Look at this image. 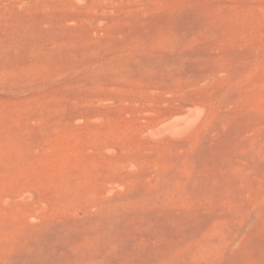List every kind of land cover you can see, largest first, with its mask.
Segmentation results:
<instances>
[{"label": "rangeland", "instance_id": "1", "mask_svg": "<svg viewBox=\"0 0 264 264\" xmlns=\"http://www.w3.org/2000/svg\"><path fill=\"white\" fill-rule=\"evenodd\" d=\"M0 264H264V0H0Z\"/></svg>", "mask_w": 264, "mask_h": 264}, {"label": "bare ground", "instance_id": "2", "mask_svg": "<svg viewBox=\"0 0 264 264\" xmlns=\"http://www.w3.org/2000/svg\"><path fill=\"white\" fill-rule=\"evenodd\" d=\"M94 1V0H93ZM108 1V0H107ZM110 1V0H109ZM78 4V3H77ZM88 4H91V3H88ZM92 4H94V3H92ZM123 5V4H122ZM104 9H105V7H104ZM96 10V9H95ZM107 10V9H106ZM109 10V9H108ZM104 11V10H103ZM104 13V12H103ZM106 19V18H105ZM90 20V19H89ZM99 20H101V19H99ZM98 20V21H99ZM103 21V19L101 20V22ZM69 22H71V21H68V23ZM67 23V24H68ZM74 23V22H73ZM103 23V22H102ZM99 24V23H98ZM101 25V24H100ZM111 71V70H110ZM121 77V76H120ZM202 84V83H201ZM96 97V96H95ZM108 100V99H107ZM144 101V100H143ZM110 103H112V102H110ZM125 103H127V101L125 102ZM129 103V102H128ZM138 103V102H137ZM148 103V102H147ZM158 103V102H157ZM164 103V102H163ZM166 103V102H165ZM174 103H176V102H174ZM181 103V102H180ZM107 104V103H106ZM140 104V103H139ZM176 104H178V102L176 103ZM183 104V103H182ZM164 105V104H163ZM171 105V104H170ZM186 105V104H185ZM143 106V105H142ZM180 106V105H179ZM192 106V105H191ZM193 107V106H192ZM197 107H198V105H197ZM197 107H194L193 109L191 108V109H188L189 108V106H188V108L187 109H178V110H174V111H169V112H167V113H165V114H163L161 117H160V119L156 122V123H154L153 125H152V128L153 127H157L158 129H162V130H168L169 132L171 131V133H177V132H180V133H182V131H184V130H188V129H190L191 127L190 126H192L193 124H197L198 122H197V119H198V116H202L203 114H202V112L204 111V107H202V109L203 110H201V107H200V105H199V110L200 111H202L201 112V114H198V110H197ZM220 107V106H219ZM207 108V107H206ZM225 110V109H224ZM133 111V110H132ZM152 112V111H151ZM150 112V113H151ZM144 113V112H143ZM159 113V112H158ZM200 113V112H199ZM203 113H205V112H203ZM146 114H147V112H146ZM149 114V113H148ZM125 115V114H124ZM128 116V115H127ZM177 116H180L181 118H178ZM99 118V117H98ZM97 118V119H98ZM82 119V118H81ZM91 119V118H90ZM101 119V118H100ZM103 119V118H102ZM201 119V118H200ZM156 121V120H155ZM195 122H197V123H195ZM98 123V122H97ZM33 125V124H32ZM147 125V124H146ZM142 126V125H141ZM196 125H194V126H192V127H195ZM43 127V126H42ZM190 127V128H189ZM142 128H143V126H142ZM141 128V129H142ZM139 130V129H138ZM142 131H144L143 129H142ZM190 131V130H189ZM140 132V131H139ZM185 132V131H184ZM157 133V132H156ZM171 133H167V134H171ZM186 134H187V132H185ZM142 134V133H141ZM147 134V133H146ZM155 134V133H154ZM161 134V133H160ZM166 135V133L164 134V136ZM174 135H176V134H174ZM162 136V135H161ZM163 136V137H164ZM176 136H178L179 138L181 137V136H179L178 134L176 135ZM168 137V136H167ZM172 137H174V136H172ZM148 138V137H147ZM157 138V137H156ZM160 138V137H159ZM169 138V137H168ZM161 139H163V138H161ZM174 139V138H173ZM166 140V139H165ZM171 140H172V138H171ZM100 141V140H99ZM103 141V140H102ZM106 145V144H105ZM176 146V145H175ZM16 149V148H15ZM35 149V148H34ZM104 150V149H103ZM94 151V150H93ZM96 151V150H95ZM98 151H100V149H98ZM92 152V151H91ZM135 165V164H134ZM139 173V172H138ZM150 178V177H149ZM110 182V181H109ZM108 182V183H109ZM105 183V182H104ZM121 184H123L122 182H120ZM111 184V183H110ZM97 192V191H96ZM32 193V192H31ZM103 193V192H102ZM96 194V193H95ZM93 195H94V193H93ZM34 196H35V194H34ZM96 196V195H95ZM110 196H112V195H110ZM8 197V196H7ZM9 197H11V196H9ZM107 197V196H106ZM35 199V198H34ZM9 200V199H8ZM8 200H7V202H8ZM11 200V199H10ZM8 205V204H7ZM177 210V209H176ZM32 218H30V220H31ZM40 219V218H39ZM33 222V221H32Z\"/></svg>", "mask_w": 264, "mask_h": 264}]
</instances>
